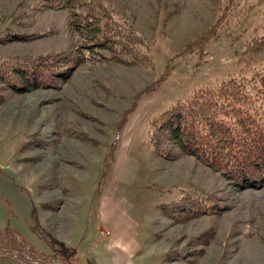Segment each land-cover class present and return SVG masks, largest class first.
Wrapping results in <instances>:
<instances>
[{
  "label": "rangeland",
  "instance_id": "374dc122",
  "mask_svg": "<svg viewBox=\"0 0 264 264\" xmlns=\"http://www.w3.org/2000/svg\"><path fill=\"white\" fill-rule=\"evenodd\" d=\"M48 2L0 0L1 55L84 59L70 62L73 70L53 87L16 92L0 83V227L54 264H264V184H231L163 137L155 150L139 124L147 111L168 109L198 88L251 77L264 45L245 53L251 69L242 51L264 34V0ZM90 9L92 22L83 13ZM221 13L211 41H199ZM121 18L150 41L152 62L129 66L99 45L87 47L94 42L87 23ZM166 67V84L138 101L113 168L101 174L108 134ZM172 189L209 195L217 213L172 219L159 208ZM19 261L0 257V264H42Z\"/></svg>",
  "mask_w": 264,
  "mask_h": 264
},
{
  "label": "trees",
  "instance_id": "16d2710c",
  "mask_svg": "<svg viewBox=\"0 0 264 264\" xmlns=\"http://www.w3.org/2000/svg\"><path fill=\"white\" fill-rule=\"evenodd\" d=\"M83 13L87 16V21H93L94 13L91 9ZM76 15L80 21L81 12L77 11ZM221 18L222 13L215 19L214 25L209 27V33L206 31L204 38L199 41H211ZM91 26L94 28H90ZM82 29L94 40L87 47L99 45L107 50L108 58H113L116 62L129 66L152 62V44L150 46V41L125 18L87 23L86 28ZM10 32L6 30L4 33L7 34L3 39H8ZM253 44L256 47L264 45V34L261 39H254L250 45L248 42L242 51V59L248 69H251L250 59L246 58L245 53L255 47ZM82 59L53 53L36 56L0 54V83L16 92L53 87L56 79L62 81L73 70L70 62L79 64ZM257 61L259 66L251 77H227L214 86L196 89L189 98L176 102L168 109L157 113L147 111L141 123L139 122L147 143L158 150L161 143L159 138L168 139L175 143L178 153L194 158L198 164L231 184L259 188L264 184V61ZM166 69L167 67L132 97L125 112H122L123 116L115 123L116 128L108 134L104 143L105 154L100 163L101 174H108L113 168L121 131L138 101L166 84ZM180 191L183 192L179 193ZM180 191H168L170 195L166 196L164 202H160L159 208L172 219L182 221L217 213L216 204L207 203L212 200L209 195ZM35 229L33 226L35 235L40 236V231ZM45 240L48 244L53 242L51 238ZM3 254H20L23 258L38 260L42 264H54L9 226L0 227V257H9ZM12 258L19 261L17 257Z\"/></svg>",
  "mask_w": 264,
  "mask_h": 264
},
{
  "label": "water",
  "instance_id": "95a60500",
  "mask_svg": "<svg viewBox=\"0 0 264 264\" xmlns=\"http://www.w3.org/2000/svg\"><path fill=\"white\" fill-rule=\"evenodd\" d=\"M4 256H9V257H17L20 261H24L26 263H30L31 261H34L33 259H25L23 258L20 254H3ZM35 262V261H34Z\"/></svg>",
  "mask_w": 264,
  "mask_h": 264
},
{
  "label": "crops",
  "instance_id": "0c3cea01",
  "mask_svg": "<svg viewBox=\"0 0 264 264\" xmlns=\"http://www.w3.org/2000/svg\"><path fill=\"white\" fill-rule=\"evenodd\" d=\"M19 263V262H18ZM19 264H21V263H19Z\"/></svg>",
  "mask_w": 264,
  "mask_h": 264
}]
</instances>
